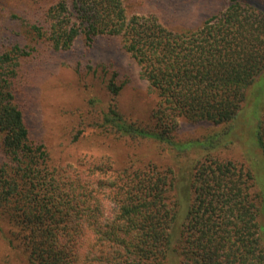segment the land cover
Here are the masks:
<instances>
[{
	"label": "trees",
	"instance_id": "16d2710c",
	"mask_svg": "<svg viewBox=\"0 0 264 264\" xmlns=\"http://www.w3.org/2000/svg\"><path fill=\"white\" fill-rule=\"evenodd\" d=\"M256 3L230 0L196 30L176 32L153 15H128L123 0H59L25 22L20 39L1 43L0 218L10 226L7 241L21 251L24 264H167L172 251L179 264H264V192L253 191L250 169L211 152L197 160L175 241L180 199L172 169L131 166L106 182L101 179L111 167L92 164L89 180L77 175L65 184L50 166L47 147L32 138L18 102L21 79L40 46L68 51L77 41L90 47L98 38H117L158 101L149 126L129 122L113 105L106 121L116 133L173 144L181 119L229 133L246 108L249 88L264 80V8ZM107 88L116 97L123 86L114 75ZM257 133L264 152L262 126ZM206 139L195 144L214 146L215 136ZM95 183L115 190L111 221L97 218ZM88 230L103 246L113 245L110 258L82 257Z\"/></svg>",
	"mask_w": 264,
	"mask_h": 264
},
{
	"label": "rangeland",
	"instance_id": "374dc122",
	"mask_svg": "<svg viewBox=\"0 0 264 264\" xmlns=\"http://www.w3.org/2000/svg\"><path fill=\"white\" fill-rule=\"evenodd\" d=\"M57 1L0 0V46L3 42L7 44L20 39L25 22H30L36 14L41 15ZM229 1L123 0V4L128 15H153L165 27L184 32L196 30L207 19L224 11ZM253 1L264 8V0ZM36 54L38 57L33 58L35 63L28 66L30 73L27 78L21 79L18 102L24 110L32 138L47 147L50 166L59 171L65 184L70 177L73 179L77 175L89 180L87 173L92 164L111 167L112 173L102 176L101 180L106 182L116 179L119 172L131 166L146 168L153 164L162 170L172 169L176 175L175 190L180 199L179 214L172 227L175 241L190 203L193 166L207 153L250 169L255 176L253 191L257 194L264 192V152L258 144L257 133L261 126L264 133L262 78L249 88L246 108L229 133L207 122L181 119L172 135L173 144H167L154 137L116 133L112 122L106 121V116L110 115L115 105L129 122L149 126L158 101L149 82L142 76L140 66L122 48L117 38L101 37L90 47L77 41L68 51H52L47 46H40ZM26 64L30 65L23 62L24 66ZM114 75L118 85L123 86L116 97L107 88ZM209 136H215L214 146L209 149L207 144H195ZM119 182L121 185L123 181ZM94 191L97 192L92 194V200L100 206L97 218L102 223L113 220L118 206L113 197L115 190L95 183ZM261 200L262 197L258 200L259 206ZM9 227L0 218V264H24L21 251L9 246ZM99 237L93 230L84 232L81 238L85 248H81L83 258L88 253L96 254L99 259L111 257L113 245L103 246L98 241ZM100 261L98 264H102ZM167 264H179L176 252L169 254Z\"/></svg>",
	"mask_w": 264,
	"mask_h": 264
}]
</instances>
